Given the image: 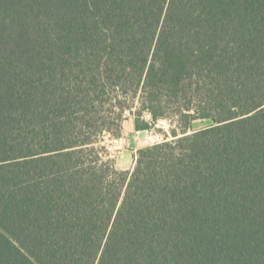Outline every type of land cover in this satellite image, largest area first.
I'll return each instance as SVG.
<instances>
[{
    "label": "trees",
    "instance_id": "trees-1",
    "mask_svg": "<svg viewBox=\"0 0 264 264\" xmlns=\"http://www.w3.org/2000/svg\"><path fill=\"white\" fill-rule=\"evenodd\" d=\"M0 264H264V0H0Z\"/></svg>",
    "mask_w": 264,
    "mask_h": 264
},
{
    "label": "rangeland",
    "instance_id": "rangeland-1",
    "mask_svg": "<svg viewBox=\"0 0 264 264\" xmlns=\"http://www.w3.org/2000/svg\"><path fill=\"white\" fill-rule=\"evenodd\" d=\"M150 118L149 114H145L143 117L146 120H150ZM200 125L198 122L197 126ZM114 129L113 132L106 133L101 142L106 150L105 159L114 160L117 169L128 170L134 166L137 150L164 140L165 131L169 130V125L161 121L149 129L138 130L133 111H127L121 129Z\"/></svg>",
    "mask_w": 264,
    "mask_h": 264
}]
</instances>
